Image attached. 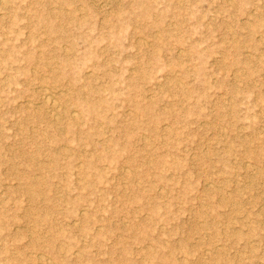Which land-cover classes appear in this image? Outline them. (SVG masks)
Instances as JSON below:
<instances>
[{
  "label": "rangeland",
  "instance_id": "374dc122",
  "mask_svg": "<svg viewBox=\"0 0 264 264\" xmlns=\"http://www.w3.org/2000/svg\"><path fill=\"white\" fill-rule=\"evenodd\" d=\"M0 264H264V0H0Z\"/></svg>",
  "mask_w": 264,
  "mask_h": 264
},
{
  "label": "bare ground",
  "instance_id": "6f19581e",
  "mask_svg": "<svg viewBox=\"0 0 264 264\" xmlns=\"http://www.w3.org/2000/svg\"><path fill=\"white\" fill-rule=\"evenodd\" d=\"M49 99V98H48Z\"/></svg>",
  "mask_w": 264,
  "mask_h": 264
}]
</instances>
